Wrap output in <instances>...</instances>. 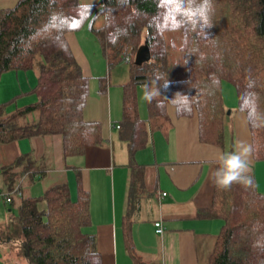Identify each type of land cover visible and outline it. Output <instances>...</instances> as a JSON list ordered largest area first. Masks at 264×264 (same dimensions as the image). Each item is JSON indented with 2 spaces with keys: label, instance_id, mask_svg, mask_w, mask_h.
<instances>
[{
  "label": "trees",
  "instance_id": "1",
  "mask_svg": "<svg viewBox=\"0 0 264 264\" xmlns=\"http://www.w3.org/2000/svg\"><path fill=\"white\" fill-rule=\"evenodd\" d=\"M206 19L212 27H206ZM85 24L100 43L109 69L130 57L120 121L131 157L123 232L127 250L136 264H142L132 241L131 214L146 192L144 168L134 163V155L149 140L147 122L157 129L169 128L167 108L172 105L179 117L197 115L201 142L227 151L222 84L228 81L237 89L239 109L247 113L253 156L264 161V124L254 126L249 116L250 109L264 116V0H103L101 4L19 0L12 8H0V81L10 71L38 72L36 102L13 112L7 111V104L0 105L1 141L61 135L65 158L84 155L88 146L104 145L101 124L83 118L90 78L67 39L69 32ZM170 31H181L183 37L179 49L186 57V73L181 78L174 75ZM143 45L150 48L151 58L138 66L135 57ZM158 76L161 97L147 102L148 117L143 119L138 90L145 83L151 86ZM166 80L169 86L164 88ZM100 82L104 92L108 80ZM176 93L192 99L190 110H183L179 98L170 101ZM33 113L37 116L31 120ZM35 167V161L24 156L5 168L7 191H22L26 174L45 175L46 169L34 171ZM248 175L249 186L234 184L227 191L216 187L212 207L199 213L222 221L209 264H264V194L257 189L254 174ZM19 199L16 224L0 233L13 243L19 241L30 264H102L96 236L85 232L91 224L90 193L81 181L76 200L67 184L39 197Z\"/></svg>",
  "mask_w": 264,
  "mask_h": 264
},
{
  "label": "crops",
  "instance_id": "2",
  "mask_svg": "<svg viewBox=\"0 0 264 264\" xmlns=\"http://www.w3.org/2000/svg\"><path fill=\"white\" fill-rule=\"evenodd\" d=\"M18 1L0 0V8H12ZM67 39L84 75L90 78V94L83 118L101 124L105 143L88 146L84 155L65 158L61 135H36L9 142L0 140V190H8L3 170L15 166L24 156L35 161L34 171L46 169L41 178L37 173L24 176L21 186L24 196L39 197L57 185L67 184L72 199L76 200L81 181L90 193L91 224L85 232L96 236L102 264H136L126 248L123 232L131 171L129 145L121 135L122 116L118 120L119 111L112 110V90L107 86L103 92L100 82L106 77L109 85V77L116 66L109 69L102 47L88 24L69 32ZM29 71L35 74L31 76ZM29 71H10L2 76L0 105L7 104L8 112L36 102L33 89L38 73ZM224 83L222 91L229 92L228 100L232 103L226 104L224 93L226 111L231 106L226 117L227 151L201 142L197 115L179 117L172 105L167 108L171 120L169 128L157 129L147 122L149 140L134 155V163L144 168L146 192L139 209L131 214L132 241L142 264H209L222 221L202 217L199 213L213 205L216 188L213 173L218 157L234 150L240 142L252 147L247 113L239 109L237 89L233 92V88L228 84L226 88ZM20 98L28 102L11 110ZM145 109L144 116L139 110L143 119L148 117L147 102ZM248 161L257 189L264 194V161L255 160L253 149ZM19 200L15 197L12 203L0 206V232H5L9 225L6 205L15 206ZM159 221L164 227L163 234L156 232L155 224ZM7 238L0 233V264H30L21 244Z\"/></svg>",
  "mask_w": 264,
  "mask_h": 264
},
{
  "label": "clouds",
  "instance_id": "3",
  "mask_svg": "<svg viewBox=\"0 0 264 264\" xmlns=\"http://www.w3.org/2000/svg\"><path fill=\"white\" fill-rule=\"evenodd\" d=\"M206 27H212V24L205 20ZM160 77H156L152 81L150 86L148 83L143 84V99L151 103L154 99L160 96L159 86L157 81ZM164 88L169 86L166 80L163 84ZM179 98V104L182 105L183 110H190V103L192 99L188 96L182 95L180 93L175 94V98L170 100L173 102L177 101ZM157 106H160L158 101ZM249 116L252 119L253 125L258 126L259 124H264V116H261L255 111V109L249 110ZM252 152V147L244 142L237 144L234 150L230 152H224L218 157L219 166L213 173V183L214 185L222 190H230L234 184H241L243 186H249L251 184V177L248 175L250 171L248 157Z\"/></svg>",
  "mask_w": 264,
  "mask_h": 264
},
{
  "label": "rangeland",
  "instance_id": "4",
  "mask_svg": "<svg viewBox=\"0 0 264 264\" xmlns=\"http://www.w3.org/2000/svg\"><path fill=\"white\" fill-rule=\"evenodd\" d=\"M82 3H87V4H101L103 3V0H79ZM167 38H168V42L170 43V45L172 46V58L174 60V62L176 63V68L174 69V75L177 78H181L182 76H184V74L186 73V57L185 54L180 51V46L182 44V33L181 31H170L167 33ZM37 72V71H36ZM38 73V72H37ZM28 74H30L31 76H33L35 74L34 71H29ZM130 81V67L129 65L124 61L121 64L117 65L111 73V77H109V88L112 90V101H113V107L112 110H118L119 111V116H118V120L121 119L122 116V106H123V86L122 84L124 83H128ZM1 82V81H0ZM226 82V88H227V84L230 85L233 89V92H236L235 90V85L228 82V81H224ZM223 82V83H224ZM225 84V83H224ZM223 85V84H222ZM143 89H139L138 90V102H139V110L141 111L142 116H144L143 111L146 110L145 106H146V100L143 99ZM224 93H225V97H226V104L228 105H232V103L230 104V101L228 100L230 97L229 92L227 91H222L223 97H224ZM232 97V94H231ZM28 100H26V98H20L17 103H15L13 105V107H11V110L14 109L16 106L20 107L22 105H24L25 103H27ZM231 110V106L227 108V111ZM37 116V113H33L30 116V119L33 120L35 119ZM20 198V197H17ZM0 206H3V203L0 202ZM6 210L8 211V219H9V224H16L17 222V216H18V202L16 203L15 206H11V205H6ZM9 210H11V212L9 213ZM11 215V218H9ZM15 218H14V217ZM17 241V240H15ZM19 244V241L16 243Z\"/></svg>",
  "mask_w": 264,
  "mask_h": 264
},
{
  "label": "built area",
  "instance_id": "5",
  "mask_svg": "<svg viewBox=\"0 0 264 264\" xmlns=\"http://www.w3.org/2000/svg\"><path fill=\"white\" fill-rule=\"evenodd\" d=\"M125 62L127 64L130 62L129 56L125 58ZM118 128H119V126H118ZM21 195H22V192H21V190H19V188H15L11 192L0 190V202L9 204V203H12V201L15 197H21ZM163 195H165V194H163ZM155 226H156V232L158 234H163L164 227L162 225V222H160V221L156 222Z\"/></svg>",
  "mask_w": 264,
  "mask_h": 264
},
{
  "label": "water",
  "instance_id": "6",
  "mask_svg": "<svg viewBox=\"0 0 264 264\" xmlns=\"http://www.w3.org/2000/svg\"><path fill=\"white\" fill-rule=\"evenodd\" d=\"M151 58V51L147 45H143L139 48L135 57V64L140 66L145 62H148ZM230 113V111L228 112Z\"/></svg>",
  "mask_w": 264,
  "mask_h": 264
}]
</instances>
